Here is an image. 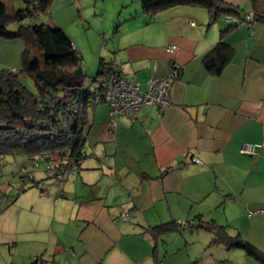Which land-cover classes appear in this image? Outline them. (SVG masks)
<instances>
[{"label": "crops", "instance_id": "crops-1", "mask_svg": "<svg viewBox=\"0 0 264 264\" xmlns=\"http://www.w3.org/2000/svg\"><path fill=\"white\" fill-rule=\"evenodd\" d=\"M223 1L241 14L264 13V0ZM69 3L117 24L101 58L114 60L125 78L144 88L148 77L167 75L173 64L181 68L171 78L172 103L160 115L142 105L134 119L120 115L109 129L106 103L88 112L86 154L75 175L43 186L36 180L29 185L35 194L14 196L0 211L9 247L20 243L48 264H261L241 248L212 242L197 223L227 225L264 248V20L221 36L229 22L222 16L209 22L203 6L149 15L140 0ZM221 38L230 55L215 73L203 60ZM170 44L176 48L168 52ZM22 49L21 39L0 38V69H19ZM242 141L261 143L258 154L241 153ZM22 211L24 218L34 213L33 224H15ZM178 219L196 225L152 230Z\"/></svg>", "mask_w": 264, "mask_h": 264}, {"label": "trees", "instance_id": "trees-1", "mask_svg": "<svg viewBox=\"0 0 264 264\" xmlns=\"http://www.w3.org/2000/svg\"><path fill=\"white\" fill-rule=\"evenodd\" d=\"M22 1L24 6L9 10L0 0V38H19L24 44L20 56L21 67L15 70L0 69V156H32L49 152L55 160H70L78 156L83 159L86 153L81 148L84 146V129L88 123L93 89L89 91L83 88L86 73L82 58L63 28L47 22L23 23V17L32 14L29 5H34V8L40 6L41 12H44L50 0ZM140 4L142 11L149 15L179 4L203 6L208 11L209 22L218 20L225 13L243 15L240 9L223 0H140ZM253 12L254 21L264 20V13L254 9ZM13 21L18 23L16 29L8 26ZM228 22L221 36L237 26ZM228 47L221 38L204 57L205 66L218 73L229 58ZM110 63L111 60L100 58L95 81L109 72ZM22 75L33 81L35 93L22 84ZM35 183L33 179L31 184ZM197 226L211 232L212 242L241 248L264 264V248H259L238 232H229L227 225L201 219ZM171 228H178L175 221L154 226L152 230L158 232ZM38 261L37 256L29 264H48L43 260Z\"/></svg>", "mask_w": 264, "mask_h": 264}, {"label": "rangeland", "instance_id": "rangeland-1", "mask_svg": "<svg viewBox=\"0 0 264 264\" xmlns=\"http://www.w3.org/2000/svg\"><path fill=\"white\" fill-rule=\"evenodd\" d=\"M1 1H5L9 8L14 7L15 9L19 7V4L23 3L21 0ZM88 15L90 14L87 11L84 12V7L81 10L76 6H72L69 0H51L48 2L44 12H40L37 15L27 14L23 17L22 21L24 24H34L41 23L44 19H47L49 23L57 22L63 27V30L69 35L74 46L80 49V54H82L83 58L82 66L84 71L87 70V72L85 71L86 76L83 88L91 91L97 84L95 75L99 66V60L101 56L106 54L107 49L111 46V42L116 38L117 24H113L112 20L110 21L109 19L105 21L98 18V16L92 15L88 17ZM8 26L11 29H16L18 23L13 21ZM21 81L29 91L36 92V87L28 76L22 75ZM30 157L27 154H5L4 156H0V167L2 169L0 171V211L14 196H16L17 201H21L20 199L27 200L31 195L35 194L34 187H29L31 181L26 180L22 176L25 173L21 170L23 166H25L26 170L32 168ZM35 176L34 179L40 181L39 186H43L41 184L46 181L54 180V178L47 176L45 163L40 160ZM5 194H8V196L4 197ZM30 214L32 215V219L35 220L34 213L30 212ZM29 219H31V216L24 218L22 211V215H20L15 224L21 227L29 226L34 223L32 219ZM1 225L3 230L0 229V263L26 264V262H30L34 258L32 255H27L31 252L30 248L23 247L20 243L9 247L12 241L8 239V233L5 232L2 221L0 222V227ZM25 236L30 235L27 232H23V235L18 232V238Z\"/></svg>", "mask_w": 264, "mask_h": 264}, {"label": "built area", "instance_id": "built-area-1", "mask_svg": "<svg viewBox=\"0 0 264 264\" xmlns=\"http://www.w3.org/2000/svg\"><path fill=\"white\" fill-rule=\"evenodd\" d=\"M34 7L35 6L31 4L29 5L28 9L32 11L33 15L39 14L41 12V7ZM221 16L224 20L231 21L237 26H251L254 23L253 10L245 12L242 16L230 13H225ZM189 23L194 24L193 21H189ZM175 48L176 45L170 44L166 47V50L171 52ZM180 68L181 67L178 64H173L170 73L167 75H152L148 77L145 87L143 88L138 80L125 78L120 73L117 63L114 60H111L109 72L100 75L96 79L97 84L92 90L90 110H92L98 103H106L108 105L109 114L111 117L107 123L109 129L115 128L116 119L120 115L134 119L142 105H151L155 107L157 113L160 115L172 103L171 78L178 72ZM260 148L261 143L242 141L240 143L239 151L250 156H256ZM81 151L85 152L84 146L81 148ZM30 160L32 161L31 169L26 170L24 166L21 168L22 172L25 173L22 176L26 178V180L32 181L35 178V172L39 166L40 160L44 161L45 163V170L48 177L57 179L59 181H65L68 177L75 175L82 158L78 156L76 158H71L70 160H55L52 153L42 152L37 155H32ZM191 161L197 163L201 162L197 157H191ZM6 196H8V194L4 195V197ZM261 211L262 209L256 210V212ZM121 217L126 219L127 213H121ZM175 223L177 227L180 228L193 223V220L178 219L175 221Z\"/></svg>", "mask_w": 264, "mask_h": 264}]
</instances>
